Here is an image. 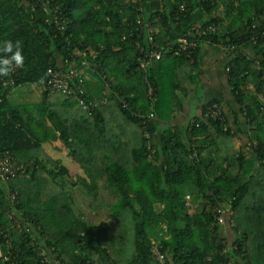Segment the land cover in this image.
<instances>
[{"label":"trees","instance_id":"1","mask_svg":"<svg viewBox=\"0 0 264 264\" xmlns=\"http://www.w3.org/2000/svg\"><path fill=\"white\" fill-rule=\"evenodd\" d=\"M148 1L0 0V41L20 40L25 56L14 85L0 83V152L26 169L0 180L7 263L45 264L29 246L34 233L50 264H161L154 247L164 264H264V0H160L152 11ZM55 18L66 21L64 33ZM150 35L160 46L185 38L197 47L140 70L136 44L148 50ZM205 47L224 49L231 99L202 101L188 125H173L182 101L197 99ZM76 67L87 112L43 87L39 104L10 103L16 88ZM213 104L220 115L205 118ZM41 122L68 165L39 161ZM192 197L195 208L184 201ZM77 198L105 215L86 214ZM11 206L38 229L9 222Z\"/></svg>","mask_w":264,"mask_h":264},{"label":"built area","instance_id":"2","mask_svg":"<svg viewBox=\"0 0 264 264\" xmlns=\"http://www.w3.org/2000/svg\"><path fill=\"white\" fill-rule=\"evenodd\" d=\"M134 2L141 3V0H133ZM142 4V3H141ZM139 4V5H141ZM65 20L59 18V19H53V25L55 28L61 32H65ZM140 24L139 26L142 27V23L138 21ZM142 30V29H141ZM212 31V27L206 28L205 32ZM148 43V50L144 51V47L136 44V48L139 51V57L137 56V63L139 64L140 70H145L147 68H153V66L160 61V59L168 54L172 55L174 57H178L182 52H187L189 50H194L197 47V44L195 42H189L185 38H177L176 44H165L164 46H160L155 42V39L153 36H148L147 39ZM93 57H96V53L93 52ZM86 57V53L82 54V58ZM82 67L87 68V62L83 60L81 62ZM15 73H13L8 78H0V83L4 87H12L13 84V76ZM83 75L82 71H79V69L76 68H68L66 70L61 69H53L49 70L46 74V77L40 82V85L43 87L44 91L48 92L49 95L53 94H61L66 99H73L76 101L79 106L87 112V106L84 104V102L81 100V96L83 95V91L76 88L73 84L74 82H80L81 76ZM148 98L151 100H154V94L153 90L149 87ZM220 115V108L213 104L211 107H208L204 117L205 118H216ZM25 167L22 165L17 164L13 158L12 155L9 152H0V180L4 181L7 178H17V177H23L25 176ZM11 202H14L16 200V194L13 193L10 196ZM6 218L11 222L14 226L20 228L21 223L24 221L26 225H30L32 229H38L34 224L29 222L28 220L22 218L20 214L14 209V207L11 206L10 211L6 213ZM33 230V231H34ZM26 231H29V227L26 228ZM4 240L6 242L5 248H9V243L7 242V236L0 231V241ZM29 240V246L32 249H36L38 251L37 255L40 259H42V262L45 264H50L51 260L50 257L47 256L46 248L40 243L36 241V238L34 237V233H30L28 235ZM43 240H46V237H43ZM153 253L155 256H157L158 260L161 264H164L163 257L158 254V251L156 248H153ZM4 264H15L13 262L7 263V261L3 260Z\"/></svg>","mask_w":264,"mask_h":264},{"label":"crops","instance_id":"3","mask_svg":"<svg viewBox=\"0 0 264 264\" xmlns=\"http://www.w3.org/2000/svg\"><path fill=\"white\" fill-rule=\"evenodd\" d=\"M160 0H149L146 3V7L148 11H152L154 8L158 7V3ZM154 33H157V30H154ZM244 55H247L249 53V49L243 50ZM228 61V57L226 53L224 52V49L217 48V47H205V49L202 52L201 58L199 60V69L198 74L195 73V77L198 79L196 80L198 86L200 85V97L193 100L202 101L205 97V101L211 100V99H225L226 101H229L231 98L227 92V86H226V76L224 73V65ZM154 68V67H153ZM194 73V72H193ZM187 78H184V81ZM189 80H186L184 83H187ZM36 85V84H34ZM191 86V83L187 84V86ZM205 90V93L203 92ZM202 92V93H201ZM40 94V98L36 102V104H39L42 100V93L43 89L41 91H38L34 89L32 91L33 96L36 99V95ZM204 94V96L202 95ZM191 100V101H193ZM11 101V100H10ZM59 102L58 99H54V102ZM191 101H182V110L180 112H175L174 118L172 119L173 125H179L180 121L184 122L185 125L182 127H185L188 125L189 121H191L194 117L198 116L200 113L199 106L197 108V113L195 116L190 118V105ZM11 103V102H10ZM12 105H19V104H13ZM183 123V124H184ZM38 127V125L36 126ZM50 132L49 136H44V133L39 132V138L41 139V158L40 162L43 164H49V162H59L61 165H64V162L66 161L65 158L67 157V161L69 162L68 155L66 152L62 150L60 147V144L54 140L52 132L48 129ZM67 164V163H66ZM65 166V165H64ZM187 200H193L194 198H186ZM185 199V200H186ZM0 264H4L2 259V254L0 250Z\"/></svg>","mask_w":264,"mask_h":264},{"label":"rangeland","instance_id":"4","mask_svg":"<svg viewBox=\"0 0 264 264\" xmlns=\"http://www.w3.org/2000/svg\"><path fill=\"white\" fill-rule=\"evenodd\" d=\"M200 87V85H199ZM188 88L190 89L191 87L188 86ZM36 89L38 91H41L42 89V86L40 84H36V85H26V86H22V87H18L16 88L15 90L12 91V93L10 94V99L9 101L13 104H19V105H25V104H35L34 102H36L38 100V98H40V94L38 93L36 96V99L35 97L33 96L32 94V91ZM200 89L198 90V96L197 98H201L200 97ZM203 92L205 93V90H203ZM202 93V92H201ZM204 96V94H202ZM203 102L205 101V97L203 98L202 100ZM202 101H198V100H193L189 103L190 105V118H192L193 116H195V114L197 113V108L198 106L200 105V102ZM184 122H181L179 123L180 126H184L185 123L183 124ZM39 124V123H38ZM42 126H46L45 123L41 122L39 125H38V130L42 133H44V136H49L50 132L48 131V128H45V127H42ZM209 151H212V153L215 151V150H208L207 152ZM65 162H64V165H68V161H67V157L65 158ZM67 163V164H66ZM71 174V173H70ZM25 177V176H24ZM70 175H67V176H64L63 179H61L63 185L65 187H68L70 185ZM3 183H0V186L2 185ZM103 194L105 193V191H102ZM87 199V198H86ZM77 202L81 205L82 209L86 212L87 214V210L90 211L93 215H96V213H101V215H105L106 211H107V208L104 207V206H97V207H93V208H90V209H87V206L85 205V203H83L81 200H79L78 198L76 199ZM88 200V199H87ZM187 202V204H191L192 205V208H195L199 203H200V199L199 198H194L193 200H184ZM157 211H159L160 208L158 207H155ZM227 207L224 208V211L226 212L225 214H223V219L221 220L220 218V221H221V224H220V231L222 232V234L225 236V238L227 239L228 243L231 242L234 237L232 235V231H231V226L228 225L227 221H226V218L228 217L226 214H227Z\"/></svg>","mask_w":264,"mask_h":264},{"label":"clouds","instance_id":"5","mask_svg":"<svg viewBox=\"0 0 264 264\" xmlns=\"http://www.w3.org/2000/svg\"><path fill=\"white\" fill-rule=\"evenodd\" d=\"M24 67L25 56L21 41H0V78L6 79Z\"/></svg>","mask_w":264,"mask_h":264}]
</instances>
